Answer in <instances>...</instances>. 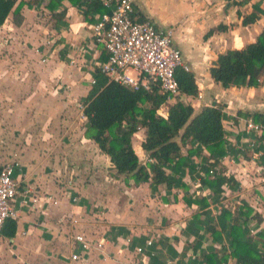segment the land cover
I'll use <instances>...</instances> for the list:
<instances>
[{
    "label": "crops",
    "instance_id": "1",
    "mask_svg": "<svg viewBox=\"0 0 264 264\" xmlns=\"http://www.w3.org/2000/svg\"><path fill=\"white\" fill-rule=\"evenodd\" d=\"M19 1L20 23L13 22L16 3L0 26V169L13 165L17 185L16 218L0 233V264H236L229 246L234 221L252 240L248 248L264 256V174L259 171L264 146L250 148L242 131L252 116L264 121V81L256 88L223 89L208 73L217 55L252 43L264 30V0H222L200 10V0L133 1L139 20L173 31V44L198 92L196 98L179 94L167 100L159 113L166 117L175 100L189 104L193 115L204 106H222L227 154L216 167L233 184H224L217 195L201 181L196 185L194 169L165 170L169 187L118 175L86 137V120L77 107L103 56L89 26L108 9L101 6L107 11L89 17L67 0ZM251 13L256 19L243 26L242 18ZM143 138L138 129L130 139L132 151L140 165L153 164L140 147ZM189 147L181 149L183 156ZM192 147L197 153L187 164L209 160L201 146ZM255 152L263 157L254 160ZM222 207L229 215L220 225ZM245 209L251 212L244 221ZM209 226L218 239H212Z\"/></svg>",
    "mask_w": 264,
    "mask_h": 264
},
{
    "label": "trees",
    "instance_id": "2",
    "mask_svg": "<svg viewBox=\"0 0 264 264\" xmlns=\"http://www.w3.org/2000/svg\"><path fill=\"white\" fill-rule=\"evenodd\" d=\"M53 1V0H52ZM77 8L83 7L84 16L92 13H102L103 9L97 0H67ZM51 2V1H50ZM17 3V5H15ZM15 5V7H14ZM14 7V8H13ZM22 4L18 0H0V26L11 12L14 24L20 23L19 10ZM255 14L251 13L242 18L241 24L254 22ZM222 31L224 27L218 26ZM208 31L206 36L210 35ZM101 62L104 57L101 56ZM210 79L221 88L245 87L256 88L260 81H264V30L255 40L240 49L227 50L216 56L208 70ZM175 79L181 95L196 98L198 95L193 76L190 73L177 70ZM93 84L83 99V115L85 117V135L92 140L100 152L105 154L112 164L115 173L128 175L135 182L146 183L151 186H170V180L165 170L180 172L183 168L193 170L186 159L197 153L192 147L199 145L207 153V159L200 170L203 172L201 184L217 195L224 184L232 186L233 180L220 173L208 176L210 168L227 153L224 147V131L221 125L222 106L201 107L193 115L189 104L181 100L167 107L166 117L157 111L166 102V96L151 92L131 91L107 79L95 67L92 73ZM259 116H252L257 121ZM261 122L264 124L263 118ZM138 129L144 130V138L140 144L143 152L152 163L140 165L130 145L131 137ZM185 155L181 149L186 146ZM212 161V162H211ZM149 169V172H147ZM251 211L245 209L243 220L247 219ZM229 213L223 207L220 210L218 224L226 221ZM243 221V222H244ZM219 225V226H220ZM212 239H218L219 233L214 226H209ZM2 232V231H1ZM13 224L10 225L8 237L13 236ZM230 255L236 264H264V256L252 251L248 246L250 238L244 236L236 221L229 227Z\"/></svg>",
    "mask_w": 264,
    "mask_h": 264
},
{
    "label": "built area",
    "instance_id": "3",
    "mask_svg": "<svg viewBox=\"0 0 264 264\" xmlns=\"http://www.w3.org/2000/svg\"><path fill=\"white\" fill-rule=\"evenodd\" d=\"M133 1L99 0L108 12L97 15L89 26L95 50L104 57L103 62L95 64L96 68L108 82L131 91L156 90L166 96V101L171 100L180 94L175 72L181 70L187 73L189 68L183 63L180 50L173 44V31L170 28H157L148 20H139L133 12ZM89 84H93L92 78ZM83 108V103H78L79 115L85 120ZM160 111L159 108L157 112ZM242 131L250 139V148L256 143L264 146V124L261 121L246 119ZM252 154L254 160L263 157L260 152ZM200 167L199 163L193 167L196 185L204 176ZM13 168V165H6L0 169V233L7 220L16 218L13 202L17 185L13 179ZM259 171L264 174V164ZM217 173L216 166L207 172L210 177ZM73 239L81 245L82 250H87L88 245L81 237L75 236ZM146 245L149 246L150 242L147 241ZM95 247L100 248L101 242L96 243ZM141 251V248L135 249L136 253ZM77 259L78 256H71V260Z\"/></svg>",
    "mask_w": 264,
    "mask_h": 264
},
{
    "label": "rangeland",
    "instance_id": "4",
    "mask_svg": "<svg viewBox=\"0 0 264 264\" xmlns=\"http://www.w3.org/2000/svg\"><path fill=\"white\" fill-rule=\"evenodd\" d=\"M220 1H222V0H200V2H203V6H199V10L200 9H203L204 8V6H210V4L211 5H214V4H219L220 3ZM194 11H197V7H196V10H194ZM197 30L198 29H193V31H194V33L196 34L197 33ZM174 37V36H173ZM194 42H196V41H194ZM2 148H4V147H1V149Z\"/></svg>",
    "mask_w": 264,
    "mask_h": 264
}]
</instances>
